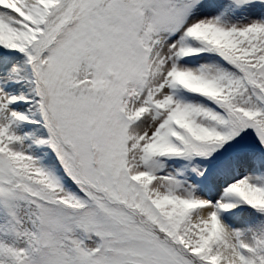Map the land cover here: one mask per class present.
<instances>
[{"label":"snow or ice","instance_id":"1","mask_svg":"<svg viewBox=\"0 0 264 264\" xmlns=\"http://www.w3.org/2000/svg\"><path fill=\"white\" fill-rule=\"evenodd\" d=\"M0 264H264V0H0Z\"/></svg>","mask_w":264,"mask_h":264}]
</instances>
